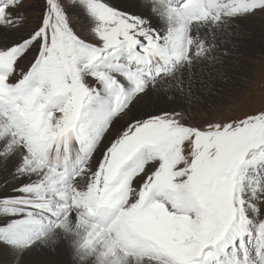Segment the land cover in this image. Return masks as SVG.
Listing matches in <instances>:
<instances>
[{"label": "snow or ice", "instance_id": "1", "mask_svg": "<svg viewBox=\"0 0 264 264\" xmlns=\"http://www.w3.org/2000/svg\"><path fill=\"white\" fill-rule=\"evenodd\" d=\"M0 0V264H264V102L172 107L264 0ZM77 21H81L78 25Z\"/></svg>", "mask_w": 264, "mask_h": 264}, {"label": "rangeland", "instance_id": "2", "mask_svg": "<svg viewBox=\"0 0 264 264\" xmlns=\"http://www.w3.org/2000/svg\"><path fill=\"white\" fill-rule=\"evenodd\" d=\"M42 3L43 0H23L21 7L24 9V21L20 28L14 29V31L27 32L35 27L38 23ZM80 23L81 21H77L78 25ZM239 24L240 27L234 30L232 38L226 39L225 35L223 37L225 42L221 45L220 51L224 53L226 50L227 54H221L219 60L202 65L203 73L205 72L203 75L206 77L197 75L194 78L193 84L197 86L199 83V85L192 99L189 102L172 105L177 110L187 112L192 117L189 122L208 118L210 112L220 114L240 105L259 107L264 102V14L249 17L240 21ZM252 36L258 37L262 48L253 47V50H249L251 49V39L249 38ZM228 60H233V63L236 64L234 70L228 69ZM216 80L219 83L217 85L218 92L213 90L217 84ZM211 92L214 96L209 97ZM177 94L178 92L175 90L169 92V96L173 100L177 99ZM182 95L184 96V94ZM202 96L207 98L203 99ZM50 252L46 248L37 249L33 256L39 257Z\"/></svg>", "mask_w": 264, "mask_h": 264}, {"label": "bare ground", "instance_id": "3", "mask_svg": "<svg viewBox=\"0 0 264 264\" xmlns=\"http://www.w3.org/2000/svg\"><path fill=\"white\" fill-rule=\"evenodd\" d=\"M114 2L115 3H120V4H126V3L129 2V0H114ZM225 38L227 39V38H232V37L227 35V34H225ZM257 38H258L257 36L256 37L252 36L251 38H249V39H251L250 42H251V46H252V47L250 46L251 49H249V50H253V47L258 48V49L262 48V43L260 41H258ZM243 50H248V49H243ZM235 65L236 64L233 63V60L232 61L231 60L227 61V67H228L229 70H234ZM202 67L203 66L200 65V64H197L195 66V75L192 77L191 81H188L187 77H185V81L186 82H185V85H184V88H183V91H182L183 93H178L177 94V96L180 98V102L179 103L185 102V101L189 102L192 99V96L197 91V86L199 85V83L197 84V86H195L193 84V82L195 81L194 78H196L197 75H200V76L202 75V77H206V76L203 75L205 72L203 73L204 68H202ZM212 77H215V76L212 75ZM216 81H217V84H216V86L214 87L213 90L218 92V86L217 85H219V83H218V80H216ZM170 92H172V91H170ZM220 92H222V91H220ZM182 94H184V96ZM212 96H214L213 92L210 93L209 97H212ZM202 98L206 99L207 97L202 96ZM5 177H6V173L0 172V182H2ZM33 254L34 253L31 254V258H30L31 264H65V262L67 260V257L64 255V253L62 251H57V252H52L51 251L49 254L42 255V256H39V257H34Z\"/></svg>", "mask_w": 264, "mask_h": 264}]
</instances>
